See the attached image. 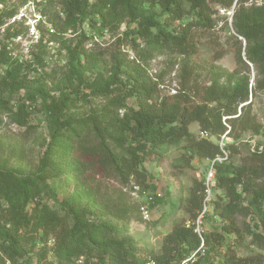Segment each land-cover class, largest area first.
<instances>
[{"label": "trees", "instance_id": "trees-1", "mask_svg": "<svg viewBox=\"0 0 264 264\" xmlns=\"http://www.w3.org/2000/svg\"><path fill=\"white\" fill-rule=\"evenodd\" d=\"M90 1L61 0L63 23H69L76 17L84 22L86 10L92 5ZM257 1L262 0H95L96 4L109 5L108 14L112 17L126 19L127 25H133L128 31L133 38L186 57L197 52L198 41L195 38L201 37L197 31H210L214 27L212 15L219 9L233 8L232 39L236 47V63L245 67L248 64L255 66L258 75L263 76L255 87L264 89V4L255 5ZM249 2L252 4L246 6ZM143 4L157 6L159 13L149 15L140 12L137 6ZM98 13L102 14V11ZM7 16L0 15V27L3 17L12 15ZM190 16H193L190 21L183 22ZM103 28L101 25L93 30L102 33ZM7 46L5 44L0 49V65L7 59ZM78 47L74 46L70 53V64H75L73 71L81 83L85 81L89 68L88 65H80L83 51ZM23 64L18 60L10 63L7 76L0 79V90L12 92L27 87ZM109 71L106 84L95 92L112 97L101 110L72 119L63 116V100L60 98L47 106L48 144L35 174L21 175L0 168V264H32L31 261H21L25 258V251L16 232L19 229L27 231L28 227L34 230L44 228L49 223L58 264L62 259H74L75 262L92 255L98 258L99 264H182L191 253L195 256L203 253V261L216 260L217 264H263L257 258H239L234 254L221 258L215 245L221 244L226 234L234 235L238 240L248 238L250 243L260 248L264 246V233L257 231L258 227L264 229V143L261 150L256 149L241 165L234 166L227 163L230 150L235 152L232 145L220 148L209 139L192 140L189 132V125L194 122L202 133L218 139L227 129L231 137L237 126L240 133L251 131L264 137V126L245 120L240 114L249 97L248 81L244 80L235 88L211 85L203 88L201 94L196 87L194 96L201 104L194 105L191 97L182 91L162 99L156 98V85L144 76L139 67L130 66L118 55L112 56ZM41 86L38 90L41 98L51 99ZM130 100L135 107L128 105ZM262 110L264 114V103ZM26 113L21 105L17 107V119L21 125L28 120ZM225 122L228 126L224 125ZM184 139H190L188 142L196 154L209 161L216 156L223 157L222 151L227 155L225 160L214 164L213 190L219 194L210 204L212 214L221 221L220 232L203 233L200 238L193 231V226L175 223L164 236L159 253L150 250L141 253L123 228L110 221L90 224L86 217L92 213L85 212L84 208L75 213L74 205L77 203L65 194V187L74 175V166L77 165L76 175L97 167L116 177L123 186L132 182V186L145 190L148 175L142 164L158 162L167 144ZM64 141H71L74 147L65 151ZM53 145L59 146L54 150L56 154L68 155L71 159L66 168L62 169L51 161ZM50 182L54 183L53 199H57L55 195L59 193L61 201L57 199L53 207L43 205L32 213L26 211L27 205L38 195L39 186L49 188ZM204 191V182H199L188 190L187 196L178 189L175 201L168 192L153 196L152 204L170 205L172 210H181L189 216L191 223L203 209ZM135 212L136 207L123 205L113 217L122 219ZM248 217L255 218L259 224L251 226L246 222ZM45 253L46 250H42L40 255ZM187 264H200V261Z\"/></svg>", "mask_w": 264, "mask_h": 264}, {"label": "rangeland", "instance_id": "rangeland-1", "mask_svg": "<svg viewBox=\"0 0 264 264\" xmlns=\"http://www.w3.org/2000/svg\"><path fill=\"white\" fill-rule=\"evenodd\" d=\"M90 4L92 5L86 10L84 22L76 17L64 24L61 0H0V15H12L10 18L3 17V25L0 27V49L8 44L7 59L0 65V79L7 76L10 63L18 60L24 62V77L27 82L26 88L12 92L0 90V168L21 175L36 173L48 144L45 111L51 101H57L59 98L63 100V116L72 119L80 118L90 111L101 110L112 97H104L95 92L96 89L102 88L109 78L113 55L125 59L130 66L139 67L144 76L156 85L155 97L158 99L182 91L191 97L194 105L201 104L199 98L194 96L196 87L201 94L203 88L211 85L235 88L247 80L249 97L240 114L245 120L264 126V89L255 87L256 82L263 76L258 75L256 67L251 64L245 67L236 63V47L232 39L234 29L230 17L220 13L213 14L214 27L210 31H197V34H201V37L195 38L198 41L197 52L186 57L133 38L128 33L133 25H127L126 19L118 20L108 14L109 5L96 4L95 0H91ZM251 4L249 2L246 6ZM263 4L264 0L255 2V5ZM137 9L149 15L159 13L157 6L149 4L137 6ZM100 10L102 14L98 13ZM13 18L15 20L12 22ZM192 18L193 16H190L183 22ZM101 25L104 27L102 33H96L93 28ZM30 26H34L37 32L36 37L32 39L27 35ZM18 37H21V40L13 43ZM77 45L83 51L80 65H88L89 68L85 73V81L81 83L73 71L75 64H70V53ZM40 85L51 99L46 101L41 98L38 93ZM19 105L28 115L27 122L22 125L18 122L19 116L16 114ZM128 105L135 107L133 100H130ZM237 113L239 115V111ZM224 125L228 126V123L225 122ZM189 132L192 140L215 138L220 148L232 145L235 152L230 150V155L227 153V163L234 166L241 165L256 149L261 150L264 143L262 135L251 131L240 133L238 126L230 134L231 137L228 136L227 129L219 139L217 136L210 137L202 133L194 122L189 125ZM236 135L237 137H234ZM189 140L167 144L158 162L142 164L148 175L147 189L140 188L145 195L132 193V182L123 186L116 177L107 175L97 167L76 175L77 165L74 166V175L70 184L65 187V194L69 196V200L77 203L74 205L75 213L84 208L85 212L92 213L86 217L90 224L113 222L124 229L141 253L149 250L159 253L164 236L172 230L175 223L189 224V216L181 210H172L170 205H153L149 198L169 192L175 201L178 189L187 196L190 188L199 182H206L210 168V161L196 154ZM64 144L65 151L74 147L71 141H64ZM58 147L52 146L51 161L64 169L71 163V159L68 155L56 154L54 150ZM53 184L50 182L49 188L39 186L38 195L27 205L26 211L32 213L43 205L53 207L57 199L61 201L62 195L59 193L55 195L57 199H53ZM212 189L211 201L219 194ZM123 205L134 206L137 212L122 219L113 217L116 210ZM207 207L210 213L201 225V232H220L221 221L212 214L209 203ZM246 222L251 226L259 224L258 220L251 217L246 218ZM49 225L50 223L36 230L33 227H28L27 231L17 230L16 235L20 237L25 251V258L21 261H31L32 264H58L54 235ZM257 231L264 233L262 227H258ZM224 236L223 242L215 245L219 257L234 254L239 258H257L264 264V246L257 247L250 243L248 238L238 240L234 235ZM42 250H46L44 256L40 255ZM191 255L192 253L188 259ZM203 256V253L195 256V263L200 261V264H217L216 260L203 261ZM73 261L74 259H62L61 264H99L95 255Z\"/></svg>", "mask_w": 264, "mask_h": 264}, {"label": "built area", "instance_id": "built-area-1", "mask_svg": "<svg viewBox=\"0 0 264 264\" xmlns=\"http://www.w3.org/2000/svg\"><path fill=\"white\" fill-rule=\"evenodd\" d=\"M218 13L222 14V15H227L228 17H230V19H232V15H233V8L230 10H225V9H219ZM15 20V18H13L12 22ZM35 22V21H34ZM27 32V30H26ZM36 28L34 26H30V28H28V33L27 35L29 36V38H35L36 37ZM21 40V37L17 38V41L13 42V43H17ZM224 156H216L213 160L210 161V168L207 174V178H206V182L204 181V186H205V191H204V199H203V209L202 211L198 214L197 218L193 221V222H189V224H186L187 226L191 225L193 226V231L200 237L202 238V232H201V225L203 224L206 216L208 215V213L210 212V210H208V203L209 205L211 204V188L214 189L215 186V170H214V164L216 162H221L223 160L226 159V153L224 151H222ZM212 189V190H213ZM136 192V194H142L145 195L144 191L140 190L139 186H133L132 187V193ZM157 197L160 196V194H156ZM149 201L153 202V196L149 198ZM142 211V209H141ZM144 214H146V218H148L147 212H145ZM194 257L195 254H192L191 257L184 261L182 264H187L188 262H193L194 261ZM8 264V263H7Z\"/></svg>", "mask_w": 264, "mask_h": 264}, {"label": "water", "instance_id": "water-1", "mask_svg": "<svg viewBox=\"0 0 264 264\" xmlns=\"http://www.w3.org/2000/svg\"><path fill=\"white\" fill-rule=\"evenodd\" d=\"M210 141H211L212 143L216 144V140H215V138H211Z\"/></svg>", "mask_w": 264, "mask_h": 264}]
</instances>
